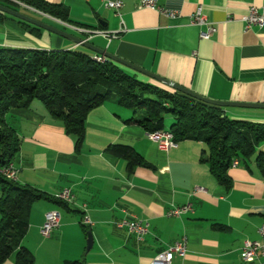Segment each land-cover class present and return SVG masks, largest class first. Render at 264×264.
<instances>
[{"label":"crops","instance_id":"1","mask_svg":"<svg viewBox=\"0 0 264 264\" xmlns=\"http://www.w3.org/2000/svg\"><path fill=\"white\" fill-rule=\"evenodd\" d=\"M43 1L65 8L68 19L77 23L70 24L87 31L47 15L23 13L199 95L264 105V24L246 28L242 21L250 7L260 8L264 0H157L159 7L177 11L173 17L140 6V0H122L118 11L102 0ZM198 5L215 27L207 39L200 37L205 26L191 21ZM92 30L98 32H88ZM0 47L98 55L41 28L36 36L13 16L0 22ZM114 63L140 82L174 90ZM221 108L230 119L264 123V107ZM132 116V109L114 101L94 107L85 116L83 142L76 149L75 138L40 101L7 112L6 122L21 139L12 162L16 181L47 196L32 203L22 240L33 263L149 264L158 252L185 238V253L174 254L170 264H260L264 257L259 254L251 261L241 256L245 241L260 240L258 228L264 221V177L256 167V153L247 166L233 159L237 164L232 161L227 170V187L211 173L203 142L182 140L162 151L142 126L127 121ZM171 122L164 121L163 130L169 131ZM112 144L132 147L143 163L129 169L124 158L107 150ZM257 151L264 154V141ZM63 189L70 190L72 202L55 200ZM186 204L190 211L167 215L172 207ZM48 210L59 212V226L43 237L39 229ZM84 216L90 220L87 229ZM124 218L148 223L143 240L116 226ZM89 230L92 245L86 250ZM3 264H15L14 254Z\"/></svg>","mask_w":264,"mask_h":264},{"label":"trees","instance_id":"2","mask_svg":"<svg viewBox=\"0 0 264 264\" xmlns=\"http://www.w3.org/2000/svg\"><path fill=\"white\" fill-rule=\"evenodd\" d=\"M18 2L77 24L68 19L65 8L56 4L43 0H0L16 10L19 9L15 7H21ZM19 11L29 12L23 8ZM7 17L12 16L0 12V22ZM20 21L25 29L40 35L39 27ZM90 56L80 50L0 47V168L13 162L20 148V137L5 120L11 108L28 106L32 100L40 101L49 115L75 138V148L79 149L87 112L104 102L114 101L132 109L133 116L127 121L138 123L146 132L162 131L165 115L170 114L172 122L168 130L173 140L203 142L211 173L227 187L230 184L227 170L235 158L247 166V161L256 153L255 164L264 177V154L257 151V145L264 141V123L230 119L221 107L177 90L168 91L140 82L113 61L97 62ZM107 150L124 158L129 169L143 163L142 157L128 145L112 144ZM46 197L40 190L0 174V264L11 254L15 264H34L22 240L32 203ZM82 226L88 228L83 223ZM65 264L85 263L75 260Z\"/></svg>","mask_w":264,"mask_h":264},{"label":"built area","instance_id":"3","mask_svg":"<svg viewBox=\"0 0 264 264\" xmlns=\"http://www.w3.org/2000/svg\"><path fill=\"white\" fill-rule=\"evenodd\" d=\"M108 8H112L118 11L122 5V0H102ZM24 7H27L35 14H44L39 12L33 8H30L21 3ZM140 6L143 7H156L161 13L173 17L177 14V11L172 9H165L163 7H159L157 5V0H140ZM48 17H51L47 15ZM53 18V17H52ZM56 19V18H55ZM58 22L63 24L64 26L87 31L82 29L76 25L70 24L69 22L61 21L56 19ZM191 21L196 23L197 25H204L205 30L200 32V37L203 39H207L210 37L211 33L215 31V27L206 19L203 9L201 5L196 7L195 12L191 17ZM244 25L246 28H250L254 25L262 26L264 24V5L260 8L250 7L248 9L247 14L242 18ZM91 33H95L98 31H88ZM96 54V53H95ZM105 56L103 54H98ZM147 136L157 143V147L162 151H167L169 148L176 145V142L173 140V137H169V131L163 130V133H154L147 132ZM233 164H237V161L234 160ZM0 174L7 176L8 180L16 181L17 180V170L14 167L13 163L10 162L7 167L0 168ZM54 197L58 200L64 202H72L73 195L71 194L69 189H63L60 192L55 193ZM191 210V205L186 204L180 207H172L168 210L167 215L169 216H178L182 213ZM59 212L57 210H48L44 213L43 223L40 226L39 232L43 237H49L51 232L59 226ZM82 223L85 225L90 224V220L88 217L84 216L82 219ZM116 226L118 228H125L128 232L133 233L137 241L143 240L144 235L148 232V223L134 218V219H121L116 222ZM258 234L260 236L259 241H245L243 245V249L241 252L242 259L245 261H251L258 254L264 257V221L258 228ZM186 249V240L185 238L180 241L175 242L173 245L168 246L166 249L158 252L150 261L149 264H170L174 254L183 255ZM260 264H264V259L260 262Z\"/></svg>","mask_w":264,"mask_h":264},{"label":"water","instance_id":"4","mask_svg":"<svg viewBox=\"0 0 264 264\" xmlns=\"http://www.w3.org/2000/svg\"><path fill=\"white\" fill-rule=\"evenodd\" d=\"M19 3V2H18ZM21 4V3H20ZM0 12L1 13H5V14H8L10 16H13V17H16L20 20H23L29 24H32L36 27H39L43 30H46L48 32H51V33H55L61 37H64V38H67L71 41H73L74 43L78 44V45H81L83 47H86L88 48L89 50L97 53V54H103L105 55L109 60L113 61V62H117V63H120V64H123L125 66H128L132 69H135L139 72H142L146 75H148L149 77L161 82V83H164L165 85L173 88L174 90H177L183 94H186L194 99H197V100H200V101H203V102H206L208 104H211V105H215V106H218V107H226V106H243V107H264V105H261V104H251V103H235V102H229V101H218V100H213V99H210V98H207L205 96H202V95H199L189 89H186L184 87H181L179 85H176L166 79H163L151 72H148V71H145L143 69H140L138 67H135L134 65H132L131 63H128L126 61H124L123 59H120L119 57L107 52V51H104L103 49H100L92 44H90L88 41L86 40H82L81 38H78L76 36H73L51 24H48L42 20H39L35 17H32L28 14H25L19 10H16V9H13L7 5H4L2 3H0ZM92 245V235H91V232L90 230L87 231V245H86V250L90 249Z\"/></svg>","mask_w":264,"mask_h":264},{"label":"bare ground","instance_id":"5","mask_svg":"<svg viewBox=\"0 0 264 264\" xmlns=\"http://www.w3.org/2000/svg\"><path fill=\"white\" fill-rule=\"evenodd\" d=\"M93 60L97 61V62H103V61H106V60H109L106 56H99V55H94L91 57ZM154 133H163V130L162 131H155ZM169 137H173L172 134L169 132ZM9 165V164H8ZM7 165V166H8ZM5 166V167H7ZM4 168V167H3ZM3 177H5L7 179V176L5 175H2Z\"/></svg>","mask_w":264,"mask_h":264},{"label":"rangeland","instance_id":"6","mask_svg":"<svg viewBox=\"0 0 264 264\" xmlns=\"http://www.w3.org/2000/svg\"><path fill=\"white\" fill-rule=\"evenodd\" d=\"M21 7H22V6H21ZM21 7H15V8H17V9H19V10H22V8H23L24 10H28V11H30L31 13H33L30 9H28V8H26V7H24V6H23L22 8H21ZM40 19H42V18L40 17ZM169 120H171V115H170V114H166V115H165V118H164L165 124L168 123Z\"/></svg>","mask_w":264,"mask_h":264}]
</instances>
